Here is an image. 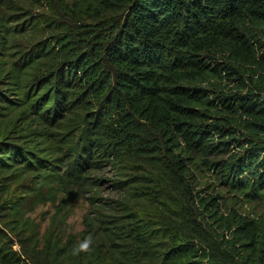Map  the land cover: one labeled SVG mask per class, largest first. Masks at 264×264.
Returning a JSON list of instances; mask_svg holds the SVG:
<instances>
[{
    "label": "trees",
    "instance_id": "16d2710c",
    "mask_svg": "<svg viewBox=\"0 0 264 264\" xmlns=\"http://www.w3.org/2000/svg\"><path fill=\"white\" fill-rule=\"evenodd\" d=\"M263 23L264 0H0V264H264V220L225 216L188 163L264 201ZM104 165L124 196L78 235L15 194L24 171L93 189Z\"/></svg>",
    "mask_w": 264,
    "mask_h": 264
},
{
    "label": "rangeland",
    "instance_id": "374dc122",
    "mask_svg": "<svg viewBox=\"0 0 264 264\" xmlns=\"http://www.w3.org/2000/svg\"><path fill=\"white\" fill-rule=\"evenodd\" d=\"M263 31L264 23L251 24L248 29L251 38L254 40L259 38L264 45ZM254 43L257 44L255 41ZM215 82L216 85H209L213 95L237 90V81L234 79H224L221 83ZM0 112V139H2L8 133L6 125L11 114L6 109ZM236 134L243 137L242 130ZM237 148L235 147V150ZM227 156V153L216 155L210 161L226 159ZM192 158L188 161L191 168L189 182L194 191H198L199 195L205 197H215V202L220 204V212L225 216L236 212L249 218L264 220L262 199L247 197L243 192L232 187L209 165L206 159H201L197 155ZM41 174L42 176L33 171H24L15 183L16 196L26 198V215L35 221L41 233L54 221L52 230L57 235H64V237L78 235L84 228L85 216L93 212L97 205L105 201L121 199L124 196V192L116 186L117 181L123 178L122 174L112 165H104L99 170L97 176L103 178L100 185L81 192L76 190L63 192L60 187H57L58 184L55 183L54 178H49V182L44 178L46 172L42 171Z\"/></svg>",
    "mask_w": 264,
    "mask_h": 264
}]
</instances>
